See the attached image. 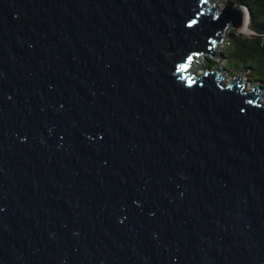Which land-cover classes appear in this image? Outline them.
Masks as SVG:
<instances>
[{
	"label": "water",
	"instance_id": "water-1",
	"mask_svg": "<svg viewBox=\"0 0 264 264\" xmlns=\"http://www.w3.org/2000/svg\"><path fill=\"white\" fill-rule=\"evenodd\" d=\"M219 3L0 0V264H264V87L216 54L258 35Z\"/></svg>",
	"mask_w": 264,
	"mask_h": 264
},
{
	"label": "trees",
	"instance_id": "trees-1",
	"mask_svg": "<svg viewBox=\"0 0 264 264\" xmlns=\"http://www.w3.org/2000/svg\"><path fill=\"white\" fill-rule=\"evenodd\" d=\"M243 5L250 13L248 27L257 37H247L230 32L227 46L221 52L226 58V67L231 73L245 71L253 82L264 87V0H231ZM206 67L214 61L207 57Z\"/></svg>",
	"mask_w": 264,
	"mask_h": 264
},
{
	"label": "rangeland",
	"instance_id": "rangeland-1",
	"mask_svg": "<svg viewBox=\"0 0 264 264\" xmlns=\"http://www.w3.org/2000/svg\"><path fill=\"white\" fill-rule=\"evenodd\" d=\"M226 1L227 0H221V3H219L218 6L223 7ZM233 31H235L234 28H230L227 30L225 42L222 43V45L218 46V48L216 49V54L217 53L220 54L223 51V49L227 46L228 40H229V34H230V32H233ZM220 57L223 59V61L220 64V72H221L222 76L224 77L222 79V84L228 85L232 80H234V79L237 80L238 78H240L244 71H240L238 73H236V72L231 73L230 70L226 67L225 56H220ZM246 81H248V82H246ZM239 83L244 84V90H246V91L253 90L254 85H256V86L258 85V83L253 82L252 78L249 77L248 73L244 74V76L240 79ZM261 97H264V90L261 93Z\"/></svg>",
	"mask_w": 264,
	"mask_h": 264
},
{
	"label": "bare ground",
	"instance_id": "bare-ground-1",
	"mask_svg": "<svg viewBox=\"0 0 264 264\" xmlns=\"http://www.w3.org/2000/svg\"><path fill=\"white\" fill-rule=\"evenodd\" d=\"M247 21L249 22V20L246 19V25H245V27H244V28H245L244 31L246 30V28H248V22H247Z\"/></svg>",
	"mask_w": 264,
	"mask_h": 264
}]
</instances>
